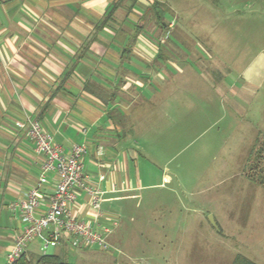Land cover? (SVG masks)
Masks as SVG:
<instances>
[{
  "label": "rangeland",
  "instance_id": "374dc122",
  "mask_svg": "<svg viewBox=\"0 0 264 264\" xmlns=\"http://www.w3.org/2000/svg\"><path fill=\"white\" fill-rule=\"evenodd\" d=\"M161 5L174 23L169 57L186 75L172 67L169 107L144 100L124 109L141 155L134 187L103 196L116 222L108 242L118 247L73 248L62 258L230 264L241 253L264 264V0ZM15 223L0 219V264L7 263L4 237Z\"/></svg>",
  "mask_w": 264,
  "mask_h": 264
},
{
  "label": "crops",
  "instance_id": "0c3cea01",
  "mask_svg": "<svg viewBox=\"0 0 264 264\" xmlns=\"http://www.w3.org/2000/svg\"><path fill=\"white\" fill-rule=\"evenodd\" d=\"M162 3L0 0V219L16 221L4 237L5 254L24 226L9 204L23 197L39 170L34 143L15 121L38 118L64 150L86 146L84 171L103 190V214L95 216L81 191L73 211L101 224L113 221L102 207L103 196L134 187L131 174L141 155L130 140L134 119L124 109L144 100L169 107L172 67L186 75L169 57L174 42L167 33L174 23L164 18ZM99 174L104 175L100 181ZM117 245L116 240L110 243L111 248ZM50 247L61 256L83 248L70 246L65 238ZM43 251L49 253L33 239L26 253Z\"/></svg>",
  "mask_w": 264,
  "mask_h": 264
},
{
  "label": "built area",
  "instance_id": "2783aa9c",
  "mask_svg": "<svg viewBox=\"0 0 264 264\" xmlns=\"http://www.w3.org/2000/svg\"><path fill=\"white\" fill-rule=\"evenodd\" d=\"M15 126L33 141L39 170L35 183L24 191L23 197L9 204L11 210L19 213L24 226L15 234L5 254L7 263L26 253L33 239L40 240L44 250L56 246L65 238L72 247L108 251L111 247L108 236L116 225L115 220L107 225L101 224L94 219L81 218L73 211L81 191L88 197L87 204L95 216L103 214V190L91 184L89 175L84 171L86 146L73 144L64 150L38 118L15 121ZM96 154L101 155L100 148L96 149ZM103 178V174L98 175L99 181Z\"/></svg>",
  "mask_w": 264,
  "mask_h": 264
},
{
  "label": "trees",
  "instance_id": "16d2710c",
  "mask_svg": "<svg viewBox=\"0 0 264 264\" xmlns=\"http://www.w3.org/2000/svg\"><path fill=\"white\" fill-rule=\"evenodd\" d=\"M160 15H161V12L158 13L159 19H160ZM261 182L264 186V171L262 174ZM7 264H74V263H70L64 260V258H62L61 255L55 254V253H44V254H39V255H28L27 253H24L21 257L16 259L14 262L7 263ZM230 264H259V263L255 262L254 260L248 258L247 256L241 253H237L233 257Z\"/></svg>",
  "mask_w": 264,
  "mask_h": 264
},
{
  "label": "water",
  "instance_id": "95a60500",
  "mask_svg": "<svg viewBox=\"0 0 264 264\" xmlns=\"http://www.w3.org/2000/svg\"><path fill=\"white\" fill-rule=\"evenodd\" d=\"M212 220V219H211ZM212 222H213V220H212ZM214 223V222H213Z\"/></svg>",
  "mask_w": 264,
  "mask_h": 264
}]
</instances>
